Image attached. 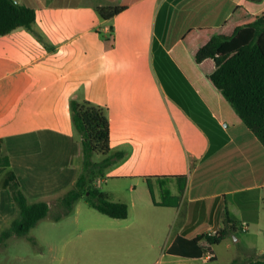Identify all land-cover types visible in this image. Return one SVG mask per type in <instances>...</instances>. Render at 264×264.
<instances>
[{"label":"crops","instance_id":"crops-1","mask_svg":"<svg viewBox=\"0 0 264 264\" xmlns=\"http://www.w3.org/2000/svg\"><path fill=\"white\" fill-rule=\"evenodd\" d=\"M16 1L35 9L34 30L43 37L25 28L0 36L2 155L28 199H59L82 174L83 150L69 103L87 100L107 108L110 149L125 153L93 185L101 191L103 181L127 183L140 215L151 207L171 213L169 220L131 219L130 205L115 199L120 192L106 191L112 201L129 207L110 237L119 249L130 250L126 256L119 253L120 261L262 260L264 249L242 235L262 218L264 146L208 78L212 62L196 63L202 43L188 42L202 30H221L235 12L234 0ZM104 6L126 10L104 22L96 12ZM207 112L215 119L206 121L209 133L194 117L202 119ZM153 183L162 197L165 189L171 192L166 201L175 207L159 205L163 199L154 198ZM226 209L237 230L217 245L229 251L224 263L216 246L201 257L170 252L178 238L192 240L222 229Z\"/></svg>","mask_w":264,"mask_h":264},{"label":"trees","instance_id":"trees-1","mask_svg":"<svg viewBox=\"0 0 264 264\" xmlns=\"http://www.w3.org/2000/svg\"><path fill=\"white\" fill-rule=\"evenodd\" d=\"M235 12L221 30H202L190 44L202 43L195 54V61L201 64L210 60L214 70L208 78L231 106L242 123L264 146V0H234ZM126 10L124 6H104L96 8L100 19L109 22ZM36 11L32 7L19 4L16 0H0V36L10 34L18 28H25L43 41L41 34L34 30ZM195 33H192V35ZM160 75L161 71L158 69ZM176 101H180L174 96ZM72 126L80 139L83 150V172L75 185L61 198L59 204L64 211L55 220L69 215L75 204L84 200L99 213L114 219H126L129 207L126 203L114 202L107 193L97 189L93 182L103 177L105 171L125 157L122 151L110 149V127L108 110L90 101L72 98L69 103ZM200 126L209 133L208 124L214 122L210 113L206 121L194 116ZM101 160L93 161L94 155ZM0 170L4 174L0 180L1 189H9L15 205V216L8 227L0 232V246L13 237H24L45 219L50 211L45 201L31 203L22 190L15 173L10 169V161L2 155L0 140ZM151 189V184L149 183ZM165 187V180H162ZM183 186V185H182ZM182 189V188H181ZM171 192L164 190L160 206L168 204ZM224 227L213 235L202 234L192 240L178 238L170 252L187 257H201L212 254L211 247L220 245L237 230L225 210ZM206 242L209 246H201ZM233 264H236L234 262ZM254 264H264L262 260Z\"/></svg>","mask_w":264,"mask_h":264},{"label":"rangeland","instance_id":"rangeland-1","mask_svg":"<svg viewBox=\"0 0 264 264\" xmlns=\"http://www.w3.org/2000/svg\"><path fill=\"white\" fill-rule=\"evenodd\" d=\"M110 39V36H109ZM210 65L205 68L209 69ZM230 107V105L227 103ZM206 121V116H201ZM102 158L96 154L93 161H100ZM2 174H0V180ZM101 192L116 190L115 199L126 201L130 205V218L146 217L149 219L169 220L171 213L155 209L140 215L139 208L132 205L133 196L128 193V185L124 182L104 181L101 184ZM154 198L157 201L163 199L159 185L153 183ZM71 189V188H70ZM68 189L67 191H69ZM66 191V192H67ZM65 192V193H66ZM64 193V194H65ZM31 203L39 202L36 197H29ZM50 211L48 216L41 220L29 234L24 237H13L0 246V264H130L131 258L120 261L119 253H130L126 247L119 249L115 237L118 233L115 224L116 219L99 213L88 205L84 200L78 201L73 211L61 217L55 218L64 211L59 204V199L49 200ZM262 208L264 203L262 202ZM15 205L9 189L0 188V232L8 227L15 216ZM162 212V213H160ZM163 232L157 235L162 236ZM242 236L245 240L255 244L258 248L264 249V209L259 225L250 224L248 234ZM219 260L224 263L229 251L225 245L214 247Z\"/></svg>","mask_w":264,"mask_h":264},{"label":"built area","instance_id":"built-area-1","mask_svg":"<svg viewBox=\"0 0 264 264\" xmlns=\"http://www.w3.org/2000/svg\"><path fill=\"white\" fill-rule=\"evenodd\" d=\"M242 229H243V231H247V229H248L247 224H244L243 227H242ZM213 234H214V233H212V232H209V233H208V235H213Z\"/></svg>","mask_w":264,"mask_h":264}]
</instances>
